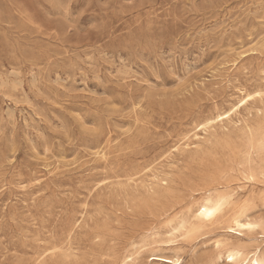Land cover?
Segmentation results:
<instances>
[{"label": "rangeland", "instance_id": "374dc122", "mask_svg": "<svg viewBox=\"0 0 264 264\" xmlns=\"http://www.w3.org/2000/svg\"><path fill=\"white\" fill-rule=\"evenodd\" d=\"M226 249L264 252V0H0V264Z\"/></svg>", "mask_w": 264, "mask_h": 264}, {"label": "bare ground", "instance_id": "6f19581e", "mask_svg": "<svg viewBox=\"0 0 264 264\" xmlns=\"http://www.w3.org/2000/svg\"><path fill=\"white\" fill-rule=\"evenodd\" d=\"M260 95H262V94H260ZM241 102H243V101H241ZM227 115H228V113H227ZM223 119H224L223 115H219L217 117V121L218 120L220 121V120H223ZM207 126H210V125H207ZM203 129H204V127H203ZM221 208H222V206L220 204V201L214 202L213 200L209 199L205 203H203L199 207V209L197 210V218L199 220L203 221V222H211L217 217V215L221 211ZM233 224H234L235 228L237 227L240 230H242V229H248V230L255 229V226H253L252 224H250V223L242 224L238 220L234 221ZM248 225H251V227H248ZM185 227H186V223H184L182 228H185ZM178 229H180V228H178ZM229 229H232V228L230 227ZM232 232H234V231H232ZM153 256L156 257V259H158V261L162 260V261H165V263H168V264H170V263H172V264H180V261L182 260L181 257H177V256L175 258H167V259L160 258V257L155 256V255H153ZM229 257H231V259ZM223 258L225 259L227 264H264V252H262L261 250H256L254 253L249 254V255L246 256L244 254V252L242 250H240V249H226V251L224 252L223 255H218L217 259L220 260V259H223ZM213 261H215V260L211 259L210 264H214Z\"/></svg>", "mask_w": 264, "mask_h": 264}, {"label": "snow or ice", "instance_id": "6c2138e0", "mask_svg": "<svg viewBox=\"0 0 264 264\" xmlns=\"http://www.w3.org/2000/svg\"><path fill=\"white\" fill-rule=\"evenodd\" d=\"M210 214V213H209ZM248 227H251V225H248ZM231 259V257H229Z\"/></svg>", "mask_w": 264, "mask_h": 264}]
</instances>
